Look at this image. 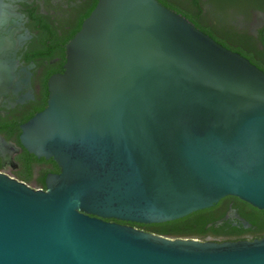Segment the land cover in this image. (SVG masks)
<instances>
[{
    "label": "water",
    "instance_id": "95a60500",
    "mask_svg": "<svg viewBox=\"0 0 264 264\" xmlns=\"http://www.w3.org/2000/svg\"><path fill=\"white\" fill-rule=\"evenodd\" d=\"M66 53L20 136L61 172L40 189L0 170V264H264V237L119 222L227 196L264 211V71L159 0H98Z\"/></svg>",
    "mask_w": 264,
    "mask_h": 264
},
{
    "label": "flooded vegetation",
    "instance_id": "af4514ba",
    "mask_svg": "<svg viewBox=\"0 0 264 264\" xmlns=\"http://www.w3.org/2000/svg\"><path fill=\"white\" fill-rule=\"evenodd\" d=\"M97 2L0 0V170L33 187L47 189V175L60 173L61 168L54 158L38 157L22 145V125L47 106L49 79L63 72L67 43ZM159 2L264 71V0ZM238 199L227 196L215 204L218 213L220 206L224 213L221 221L250 228L245 214L252 210Z\"/></svg>",
    "mask_w": 264,
    "mask_h": 264
},
{
    "label": "trees",
    "instance_id": "16d2710c",
    "mask_svg": "<svg viewBox=\"0 0 264 264\" xmlns=\"http://www.w3.org/2000/svg\"><path fill=\"white\" fill-rule=\"evenodd\" d=\"M95 8V7H94ZM239 201L241 199H238ZM244 203L243 201H240ZM251 208L249 214H245L246 218L251 222L250 228L243 225H234L230 220H222L224 213H218L216 205L207 209L193 212L183 218L162 222V223H135L120 221L121 223L133 225L146 231L155 232L162 235L174 237H198L206 240L209 236L225 240H241L244 234H252L258 238L264 237V211L251 204L244 203ZM114 221L115 219H110ZM221 221V222H220Z\"/></svg>",
    "mask_w": 264,
    "mask_h": 264
}]
</instances>
